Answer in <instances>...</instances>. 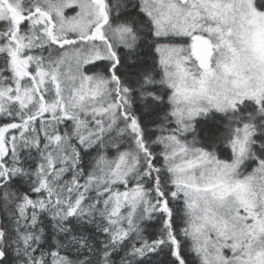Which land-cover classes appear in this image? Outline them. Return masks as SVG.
<instances>
[{
	"label": "rangeland",
	"instance_id": "rangeland-1",
	"mask_svg": "<svg viewBox=\"0 0 264 264\" xmlns=\"http://www.w3.org/2000/svg\"><path fill=\"white\" fill-rule=\"evenodd\" d=\"M9 2L16 11L7 9L12 22L29 16L19 33L23 35L11 38L9 49L12 63L17 50L21 63L35 77L34 86L21 89L19 100L24 106L35 99L46 104L44 110L49 113L40 121L52 147L50 160L63 163L55 167L58 178L79 150L89 149L105 135L123 128L119 113L122 95L94 66L105 57L111 61L114 54L104 43L87 39L99 14L103 17L89 0ZM143 3L145 13L153 19L156 36L180 40L157 48L165 82L171 89L176 124V132L162 136V144L176 189L186 199L196 249L205 264H264V161L255 167L250 161L260 133L256 122L260 115L264 124L260 112L264 109V10L257 0ZM4 9L2 14L6 15ZM107 32L114 50L137 45L128 26L110 24ZM198 36L205 37L215 52L207 68L194 52ZM73 39L81 41L59 45ZM110 64L112 67L113 61ZM256 106L260 108L257 112ZM213 113L236 121L232 160L197 147L198 140L190 137L197 119ZM35 126L26 125L31 129ZM0 146L6 151L3 138ZM135 159L127 152L121 159L109 161L82 191L128 185L135 174ZM142 196L138 189L118 192L110 200L115 211L128 205L132 214Z\"/></svg>",
	"mask_w": 264,
	"mask_h": 264
},
{
	"label": "trees",
	"instance_id": "trees-1",
	"mask_svg": "<svg viewBox=\"0 0 264 264\" xmlns=\"http://www.w3.org/2000/svg\"><path fill=\"white\" fill-rule=\"evenodd\" d=\"M104 1L110 24L128 26L137 38L134 48L113 50L111 61L94 65L122 95L124 125L79 150L57 178L55 167L63 163L50 160L52 147L40 121L49 112L38 99L27 106L19 100L21 89L34 85L11 64L13 22L6 8L2 14L0 0V138L7 148L0 146V264H205L162 144V136L176 132V124L157 48L180 40L156 36L143 0ZM257 3L264 10V0ZM262 119L256 120L260 133L250 160L254 167L264 161ZM235 122L208 114L197 119L190 137L198 140L197 147L232 160ZM32 123L33 129L26 127ZM127 152L136 157L128 185L82 191L97 171ZM138 189L143 196L136 213L130 214L128 205L114 210L110 197Z\"/></svg>",
	"mask_w": 264,
	"mask_h": 264
},
{
	"label": "flooded vegetation",
	"instance_id": "flooded-vegetation-1",
	"mask_svg": "<svg viewBox=\"0 0 264 264\" xmlns=\"http://www.w3.org/2000/svg\"><path fill=\"white\" fill-rule=\"evenodd\" d=\"M89 1L98 10V13L101 11L100 13H102L103 17H101L100 14H99V18H98L99 21H98V23H96L94 25L95 28L93 27L94 31H93V33H91L92 35L89 36L87 39H91L94 43H104L105 45L108 46V48L110 49L111 53H113L114 49L112 48V45H111L110 40H109L111 38L109 37V33L108 32L106 33V28L110 24L108 22V18L106 17L105 12L102 9V3H97V2H94L93 0H89ZM1 2L3 3V5H4V7L6 9L14 11L11 8V6H10L9 0H1ZM14 12H16V11H14ZM25 16L27 17L26 18L27 20H24V18H23V20L20 19L19 21H15L13 19V27H12L13 32H12L11 38H14L17 34H19L21 31H23V29L26 26V24H28L29 16H28V14H25ZM45 16H47V14ZM51 39H52V36H51ZM80 41H81L80 39H73V40L68 41V42H63V43L60 42L59 45L60 46H68V45H71V44H78V43H80ZM37 42H38V39L35 41V43H37ZM20 57H19V55L17 53V50H15L14 57H13L14 58L13 63H12V58H11V63L13 65V68H15L16 70L21 71L24 74V76H27V77H29L32 80H35V77L33 76V73L29 72L28 69H26V67L21 63ZM102 61H107V58L105 57L101 61L96 62V63L100 64V62H102ZM99 69H100V71H103L102 67H100Z\"/></svg>",
	"mask_w": 264,
	"mask_h": 264
},
{
	"label": "water",
	"instance_id": "water-1",
	"mask_svg": "<svg viewBox=\"0 0 264 264\" xmlns=\"http://www.w3.org/2000/svg\"><path fill=\"white\" fill-rule=\"evenodd\" d=\"M93 1L97 3H102V9L105 12V3L102 0H93ZM194 52L198 60L201 62L202 66L207 68L210 65V61L212 57L214 56V49L213 46L210 44V42L205 37L202 36L196 37L194 39Z\"/></svg>",
	"mask_w": 264,
	"mask_h": 264
}]
</instances>
